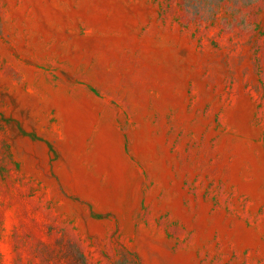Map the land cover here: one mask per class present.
<instances>
[{
    "label": "rangeland",
    "instance_id": "374dc122",
    "mask_svg": "<svg viewBox=\"0 0 264 264\" xmlns=\"http://www.w3.org/2000/svg\"><path fill=\"white\" fill-rule=\"evenodd\" d=\"M0 264H264V0H0Z\"/></svg>",
    "mask_w": 264,
    "mask_h": 264
}]
</instances>
